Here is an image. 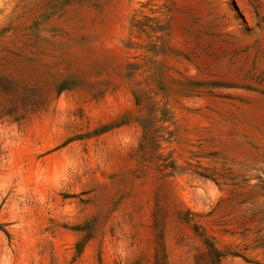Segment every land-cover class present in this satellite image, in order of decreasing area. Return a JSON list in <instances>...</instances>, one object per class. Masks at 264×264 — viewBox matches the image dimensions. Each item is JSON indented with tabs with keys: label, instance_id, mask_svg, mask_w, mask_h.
Instances as JSON below:
<instances>
[{
	"label": "rangeland",
	"instance_id": "rangeland-1",
	"mask_svg": "<svg viewBox=\"0 0 264 264\" xmlns=\"http://www.w3.org/2000/svg\"><path fill=\"white\" fill-rule=\"evenodd\" d=\"M0 264H264V0H0Z\"/></svg>",
	"mask_w": 264,
	"mask_h": 264
}]
</instances>
